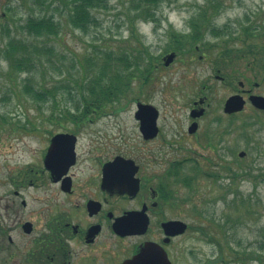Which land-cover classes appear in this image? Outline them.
Listing matches in <instances>:
<instances>
[{
    "label": "rangeland",
    "instance_id": "rangeland-1",
    "mask_svg": "<svg viewBox=\"0 0 264 264\" xmlns=\"http://www.w3.org/2000/svg\"><path fill=\"white\" fill-rule=\"evenodd\" d=\"M220 1L217 10L210 11L213 15L209 20L211 25L229 30L230 35L232 32L231 37L226 34L225 46L221 47L225 41L205 34L194 51L169 49L172 35L182 38L190 33V20L200 12V6H205V0H168L155 10L153 20L135 17L134 12L127 11L125 0H108V10L98 14L97 28L89 33L65 28L58 38L49 41L53 53L44 55L35 73L45 87L73 97L77 93L75 84L69 83L67 90L60 88L75 78L93 76L96 66L89 70V59L98 65L112 51L124 57L121 61H127L110 58L113 73L119 68L120 76L128 82L126 93L107 104L98 118L92 115L97 124L90 125L88 131L104 132L116 152L129 150L133 156L144 151L158 153L162 171L179 161L171 185L175 196L171 215L188 228L174 242L179 251L178 264L215 261L219 247L223 248L222 257L234 264L231 248L235 250L240 242L245 249L238 252L250 254L254 242L264 236V111L246 104L235 116L223 112L224 101L240 91L238 82L243 83V90L264 96V0ZM28 4L27 0H0V29L8 22V33L14 35L13 23L33 10ZM7 11L11 19L5 16ZM169 12L187 14L181 16V27L172 22ZM138 21L151 22L154 40L148 42ZM245 27L255 38L237 39ZM251 44L254 50L248 51ZM171 52L175 58L165 67L162 58ZM11 72L0 51V206L5 196H10L16 171L33 163L32 150L38 148L43 137L39 133L43 128H35L47 121L44 109L55 105L50 100L35 103L23 95L26 74L10 77ZM59 95L56 99L61 98ZM199 99L205 112L197 120V131L189 135V111ZM136 102L158 110L159 137L146 145L140 143L138 122L133 117ZM204 173L213 178H205ZM193 175L197 179L192 192L180 181ZM30 191L38 211L43 207L44 191ZM208 236L214 240H208Z\"/></svg>",
    "mask_w": 264,
    "mask_h": 264
},
{
    "label": "flooded vegetation",
    "instance_id": "flooded-vegetation-1",
    "mask_svg": "<svg viewBox=\"0 0 264 264\" xmlns=\"http://www.w3.org/2000/svg\"><path fill=\"white\" fill-rule=\"evenodd\" d=\"M238 86L234 95L244 104L229 116L246 104L264 111L250 101L262 95L243 90L242 82ZM202 104L201 99L193 102L189 111V135L204 115ZM200 109L202 115L194 118ZM45 110L47 121L35 128H43L32 150L35 159L16 171L10 196L0 206V264H178L174 242L185 233L168 234L164 224L179 220L171 215L179 161L162 171L158 153L116 152L104 132L88 131L97 122L92 115L83 120L85 108ZM192 123L197 127L190 132ZM159 134V129L153 138L140 134V143L153 142ZM116 158L123 161L115 163ZM35 188L44 191L38 211L30 195Z\"/></svg>",
    "mask_w": 264,
    "mask_h": 264
},
{
    "label": "trees",
    "instance_id": "trees-1",
    "mask_svg": "<svg viewBox=\"0 0 264 264\" xmlns=\"http://www.w3.org/2000/svg\"><path fill=\"white\" fill-rule=\"evenodd\" d=\"M164 2H168V0H125L127 11L134 12L135 17L144 20H153L155 10ZM27 3H29L28 6H31L33 10L18 20V22L13 23L16 28L14 35L11 36L8 33V22L3 23L2 30L0 29V51L3 59L8 62L9 68L12 71L10 77L18 73L26 74V77L23 79L26 81L22 90L23 95H28L29 97H27L35 103L43 104L48 100L50 102L53 101L55 105L51 107H65L68 106V103L72 102L73 105L70 106L85 108L83 110V120H87L85 116L93 113L91 109L95 110L94 114L103 113V109L107 104L118 100L120 95L126 93V83L128 82L125 81L123 76H120L118 64L115 66L118 68V71L113 73L114 69L110 67L109 61L111 57H114L119 62L127 61H121L124 60V57L120 55L115 56L112 51L106 53L104 55L105 59L98 65L90 59L87 61V65L90 67L89 70L93 71L94 66H96L93 76H90L88 79L75 78L71 82L67 81V83L61 86L60 89L67 90L70 87L69 83L75 84L74 90L77 93L73 97H66L63 93H59L58 90L54 91L45 87L44 84L40 83L35 74L43 64L42 58L44 55L53 53L54 48L48 42L58 38L65 28H71L81 33H89L91 29L97 28L99 26L98 14L101 11L108 10V0H27ZM220 4V0H205V6H200V12L190 20V33L182 36V38L172 35L171 48L169 47V49L174 52L186 51L183 49L194 51L197 43L205 34L221 39V42L225 41L221 43V47L225 46L228 40L224 38L230 35V31L225 30L226 28L222 29L211 25L209 20V16L213 15L210 11H216ZM62 9H64V12H62ZM5 16L7 19L13 17L9 11H7ZM128 16L127 13V21H129L127 19ZM253 38H255V35L247 28H244L242 34L240 32V36L237 37L238 40H250ZM137 41L140 42L138 39ZM225 48L227 51L228 47ZM247 50L253 51L254 46L252 44L247 45ZM95 52L99 53V51ZM135 59L137 60L138 57L135 56ZM90 73H86V75ZM61 82H64V79ZM57 94H60V99H56ZM77 97L78 99H76ZM204 174H206L203 175L205 178H213L212 174ZM196 179L197 175L188 176L184 177L180 183L188 191L193 192L196 190ZM244 214H246V211L241 215L244 216ZM208 240L214 239L208 236ZM241 246L242 244L238 242L235 250L230 249L233 257L231 261L234 264H264V236L254 242V247L250 254L238 252V250L245 249ZM219 248V257L215 261H208L206 264H229V259L226 261L222 257L223 248Z\"/></svg>",
    "mask_w": 264,
    "mask_h": 264
},
{
    "label": "water",
    "instance_id": "water-1",
    "mask_svg": "<svg viewBox=\"0 0 264 264\" xmlns=\"http://www.w3.org/2000/svg\"><path fill=\"white\" fill-rule=\"evenodd\" d=\"M175 55L174 53H170L165 57V62L164 65L167 66L169 63H171L174 59ZM250 101L252 105L258 109L264 110V97L263 96H251ZM244 104V101L242 98L238 95H233L230 96L229 98L226 99L224 106H223V112L225 114H232L235 112H238L242 109ZM136 112L134 113L135 119L139 121V131L142 134V137L144 139L148 138H153L157 135L158 133V128H157V117H158V111L149 104H142V103H137L136 104ZM203 109H200L196 111L195 113H192V116L198 117L202 115ZM197 127L196 123H192L189 130L190 132H193ZM243 153L240 154L242 156ZM120 161H123L122 158H116L115 163H118ZM129 162V161H126ZM186 224L182 221H173L169 223L164 224V228L169 230L168 234H181L185 231L186 229ZM145 251H142V256L145 254ZM131 263V262H130ZM128 264V263H126ZM139 264V263H138Z\"/></svg>",
    "mask_w": 264,
    "mask_h": 264
},
{
    "label": "clouds",
    "instance_id": "clouds-1",
    "mask_svg": "<svg viewBox=\"0 0 264 264\" xmlns=\"http://www.w3.org/2000/svg\"><path fill=\"white\" fill-rule=\"evenodd\" d=\"M229 14H232V13H229ZM168 15H169V18L172 20V22L177 26V28H179L182 26V23H183L181 16H186L187 14L181 13L178 15L176 12H169ZM138 24L140 25V30L144 32L145 35L147 36L148 42H151L152 40H154V36L151 33V27H152L151 22L146 23L144 21H138Z\"/></svg>",
    "mask_w": 264,
    "mask_h": 264
}]
</instances>
